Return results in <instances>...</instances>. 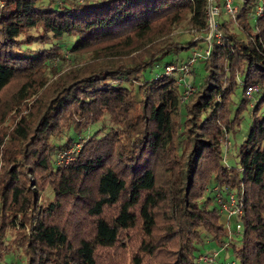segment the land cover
<instances>
[{
	"label": "trees",
	"instance_id": "16d2710c",
	"mask_svg": "<svg viewBox=\"0 0 264 264\" xmlns=\"http://www.w3.org/2000/svg\"><path fill=\"white\" fill-rule=\"evenodd\" d=\"M2 1L0 97L15 83L13 103L32 100L0 129V263L199 264L198 245L229 238L232 195L231 264H264V0H236V30L218 21L186 99L163 70L206 49L205 0Z\"/></svg>",
	"mask_w": 264,
	"mask_h": 264
},
{
	"label": "rangeland",
	"instance_id": "374dc122",
	"mask_svg": "<svg viewBox=\"0 0 264 264\" xmlns=\"http://www.w3.org/2000/svg\"><path fill=\"white\" fill-rule=\"evenodd\" d=\"M234 3H236V0H233ZM0 3H3L2 0H0ZM222 19H226L229 21L228 24V28L229 29H234L236 30V24L234 21V17L228 16L226 15L223 10L221 9V16L218 18L217 21H220ZM172 37L180 42H186V40H188L189 38H195L198 36V34H195L194 30L191 31H187L184 30L183 27H177L175 29L172 30L171 33ZM64 42L70 44L72 42V39H67L64 38ZM32 48H40V49H49L51 48V45H33ZM66 52H64L63 50L60 51V54L62 56L65 55L64 59H60V60H56V56H53L54 58L52 59V63H51V68H58L61 70H67L70 67L74 66V62L71 61L70 59H66L67 56H69L68 54H65ZM189 54V51H184L180 54V58H185L187 57V55ZM76 66V65H75ZM193 71V72H192ZM151 75H147V77H149ZM195 77L196 81H200L201 77L203 76V70H202V65L200 63H197L196 65H194L188 75V78L191 77ZM187 78V80H188ZM17 88V85L15 83L11 84L2 94V96L0 97V129H4V130H8V128L10 127V124L12 122V118L15 114H17V110H19L20 108H22L23 103H29L32 99H30L29 101H24L23 103H20L18 105L15 104V102L13 103V93L15 92ZM182 90V87H178V91ZM241 95V88L237 89V93L236 96L234 97V99L236 101L239 100ZM250 123V117L248 115L247 112H244L242 114V120L240 123V126L236 132V134L232 137H229L228 141L225 142V154H224V159L226 163H229L230 165L234 163L233 159H232V154L235 152L234 151V145H237L238 143L241 142V140L243 139V135L245 134L247 127ZM99 129V125H93L89 128L88 133L91 134L93 133L96 129ZM78 144L75 145V148H78ZM73 152V148L72 150L67 151V153L63 154V156H70V153ZM231 157V158H230ZM58 162L59 160H61V158L58 157ZM42 199L44 198H50L51 197V192L50 189L47 188L45 189L42 194H41ZM223 220L221 221L223 224H225L228 232H229V238L230 241L228 240L229 238H226L224 240V242H226L225 245H221L218 244L215 241H205L203 244L198 245V251H197V255L201 254V255H205V254H210V255H214V261L213 264H231L232 262H236V259L234 258L233 255V249L231 244L237 245L238 241H239V235L237 234V226H238V218L237 216H230L228 219L226 218V214L223 213L222 216ZM230 244V245H229ZM24 260L23 258L19 255L13 254V253H9L6 254L3 258V261L0 264H23Z\"/></svg>",
	"mask_w": 264,
	"mask_h": 264
},
{
	"label": "built area",
	"instance_id": "2783aa9c",
	"mask_svg": "<svg viewBox=\"0 0 264 264\" xmlns=\"http://www.w3.org/2000/svg\"><path fill=\"white\" fill-rule=\"evenodd\" d=\"M59 2L60 0H53ZM99 0H77L79 3L84 2H96ZM221 9L223 12L231 17H234L236 7L233 0H205V21L207 25L206 36L203 37L207 47L204 50H194L189 58L186 60L175 64L168 65L164 68V75H175L177 78V83L182 86V95L186 99L192 92L193 87L188 83L187 78L191 68L196 65L201 59H203L209 51L212 41L218 42L221 37L220 31L218 30V18L221 15ZM260 12V8L257 9V13ZM199 39V36L195 37L194 40ZM255 86H250L247 88V93L251 95L255 91ZM63 154H58V157L61 158ZM229 202H224L221 204V212L226 214L228 219L230 216H237L239 211L235 206V199L232 195L228 197ZM221 202V200H218ZM239 224L237 230H239ZM214 255L205 254L197 255V262L199 264H213Z\"/></svg>",
	"mask_w": 264,
	"mask_h": 264
}]
</instances>
